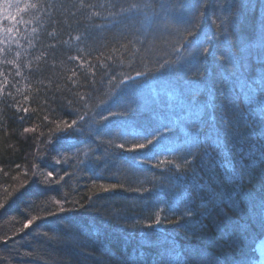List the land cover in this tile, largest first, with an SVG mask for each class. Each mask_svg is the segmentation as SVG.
I'll use <instances>...</instances> for the list:
<instances>
[{
    "label": "trees",
    "instance_id": "trees-1",
    "mask_svg": "<svg viewBox=\"0 0 264 264\" xmlns=\"http://www.w3.org/2000/svg\"><path fill=\"white\" fill-rule=\"evenodd\" d=\"M20 3L0 14V264H258L264 0Z\"/></svg>",
    "mask_w": 264,
    "mask_h": 264
},
{
    "label": "snow or ice",
    "instance_id": "snow-or-ice-1",
    "mask_svg": "<svg viewBox=\"0 0 264 264\" xmlns=\"http://www.w3.org/2000/svg\"><path fill=\"white\" fill-rule=\"evenodd\" d=\"M30 6L31 5H27V4L22 6L21 3H20V0H3V2L0 3V14H2L4 16V18L7 19V20L15 21L16 17L20 13L24 12L27 7H30ZM12 10H14V12ZM8 31H11V29H9ZM208 51H209L208 48L204 49L205 53H207ZM232 67H233L234 70H238V68H237V66L235 64H233ZM203 107L206 108V105L203 106ZM200 118L201 117H199V116L197 117V119H200ZM192 124H196V120H193ZM209 124H210V122H209ZM190 131L194 132L195 129H190ZM125 134L127 135L128 133H125ZM131 134L133 136L139 135V133H135V132H133ZM142 138H143V140L147 141V144L141 142L138 145H136V148L144 149L147 146L153 144V140L148 138L147 134H144ZM209 139H211L213 143H217V144L220 141V137L218 135H216V134H213L210 137H206L205 138V142H207ZM198 142H199V137L198 136H193V143H198ZM258 143H264V141H259ZM119 147L123 148L124 145L121 144V145H119ZM130 150H135V149H130ZM260 151H261V154L264 155V149H261ZM106 191H107V189H106ZM156 223L157 224L160 223L158 218H157ZM24 227L25 228L29 227V224H25Z\"/></svg>",
    "mask_w": 264,
    "mask_h": 264
},
{
    "label": "rangeland",
    "instance_id": "rangeland-1",
    "mask_svg": "<svg viewBox=\"0 0 264 264\" xmlns=\"http://www.w3.org/2000/svg\"><path fill=\"white\" fill-rule=\"evenodd\" d=\"M259 262L258 264H264V240L258 247Z\"/></svg>",
    "mask_w": 264,
    "mask_h": 264
}]
</instances>
